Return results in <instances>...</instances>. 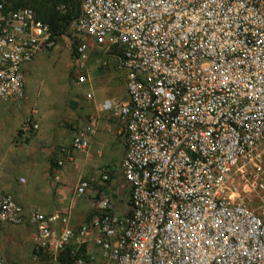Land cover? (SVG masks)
I'll list each match as a JSON object with an SVG mask.
<instances>
[{"label": "built area", "instance_id": "obj_1", "mask_svg": "<svg viewBox=\"0 0 264 264\" xmlns=\"http://www.w3.org/2000/svg\"><path fill=\"white\" fill-rule=\"evenodd\" d=\"M60 37L74 44L76 85L89 83L90 60L113 59L123 76L125 99L100 111L123 125L129 213L116 216L101 191L74 228L68 212L25 217L0 193V233L29 223L32 264H264V215L243 194L264 208V0H81L61 36L0 0V104L25 100L28 67ZM38 129L32 112L18 133ZM96 130L92 119L74 127L54 165L86 153ZM111 174L104 167L100 183ZM93 182L80 179L73 201Z\"/></svg>", "mask_w": 264, "mask_h": 264}, {"label": "rangeland", "instance_id": "obj_2", "mask_svg": "<svg viewBox=\"0 0 264 264\" xmlns=\"http://www.w3.org/2000/svg\"><path fill=\"white\" fill-rule=\"evenodd\" d=\"M2 1L7 3L6 0ZM80 3L81 0H71L67 5L58 7L57 11L60 16L75 18L79 14ZM73 47L70 38L60 37L54 50L40 55L36 59L38 62L28 67L25 100L18 106L0 104V192L17 193L28 202L27 191L31 187H38L45 166L51 165L61 147L69 145L74 126L81 127L92 119L96 127L97 122H106L119 130V136L115 135L116 139L108 151L96 150L93 153L100 165L93 169L91 176L94 179L92 184H99L96 201L101 191H106L115 215L125 218L129 213V188L123 181L120 169L125 149L123 125L100 111V104L104 100L125 99L123 76L117 70L115 61L102 66V62L90 60L89 83L76 85L72 71ZM88 93L91 99L86 98ZM32 112L35 113L39 129L22 139L19 129ZM104 167L111 168L112 174L110 180L102 185L99 176ZM33 193L31 198L35 199ZM243 194L245 201L248 197L255 210L264 215L258 195ZM24 215L27 217V212L24 211ZM5 227L0 233V259L5 264H32L33 228L27 222L21 226ZM40 261L62 264L49 258Z\"/></svg>", "mask_w": 264, "mask_h": 264}, {"label": "crops", "instance_id": "obj_3", "mask_svg": "<svg viewBox=\"0 0 264 264\" xmlns=\"http://www.w3.org/2000/svg\"><path fill=\"white\" fill-rule=\"evenodd\" d=\"M111 60L114 61L113 59ZM37 62L38 60H35L32 63L33 66ZM111 127L106 122H97V130L91 138L89 152L87 154H74V159L71 164L63 168H57L55 165L50 166L47 164L44 169V174L39 180L38 187L36 189L31 187L27 191L29 193L28 202H26L25 198H21L20 195L14 192L13 194L7 191H1L0 193L13 195L16 203L19 204L23 212H27V215L34 209H38L44 213L68 212L72 227H79L95 214L96 204L98 202L96 201L97 185L99 184H92L86 191V194L75 202L72 199L73 191L80 179L91 178L93 169L100 165L99 161L93 157V153L96 150H101V152L108 151L112 147L116 137L119 136V130L117 128L115 130L113 126ZM33 192H35V199L31 198V195L34 194ZM44 262L40 261L35 264H46Z\"/></svg>", "mask_w": 264, "mask_h": 264}, {"label": "trees", "instance_id": "obj_4", "mask_svg": "<svg viewBox=\"0 0 264 264\" xmlns=\"http://www.w3.org/2000/svg\"><path fill=\"white\" fill-rule=\"evenodd\" d=\"M7 3L4 4L12 9L28 7L31 8L37 19L46 23L51 31L56 36H61L64 34L67 26L75 20V18H71L70 16H60L57 8L63 5H67L71 2V0H6ZM80 13V10H79ZM50 166H54V162H51ZM65 255H62L59 258V261L62 264H67Z\"/></svg>", "mask_w": 264, "mask_h": 264}]
</instances>
